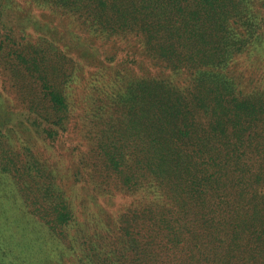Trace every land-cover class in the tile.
Listing matches in <instances>:
<instances>
[{
    "label": "trees",
    "instance_id": "1",
    "mask_svg": "<svg viewBox=\"0 0 264 264\" xmlns=\"http://www.w3.org/2000/svg\"><path fill=\"white\" fill-rule=\"evenodd\" d=\"M13 2L50 9L108 43L129 41L132 55L151 58L161 73L102 74L111 93L88 106L94 112L84 134L108 178L92 180L93 201L108 198L110 205L100 207L102 214L88 212L83 240L73 227L84 222L61 187L37 177L34 187L45 199L32 210L14 193L19 170L0 164L8 179L0 184L11 193L0 189V212L8 207L0 215V264L63 261L66 252L85 264H264V84L248 91L230 70L248 51L262 54L264 6L256 9V0H0V73L25 91V105L9 122L27 124L42 141L69 130L72 76L46 37L36 43L14 33ZM95 80L86 90H99ZM26 185L23 191L32 188Z\"/></svg>",
    "mask_w": 264,
    "mask_h": 264
},
{
    "label": "rangeland",
    "instance_id": "2",
    "mask_svg": "<svg viewBox=\"0 0 264 264\" xmlns=\"http://www.w3.org/2000/svg\"><path fill=\"white\" fill-rule=\"evenodd\" d=\"M262 6H264V0H256V9L262 11ZM10 9L12 13L10 12L11 17L8 18H13V20L8 25L13 27L15 34L19 37L27 35L36 43L46 37L52 44L54 43L56 51H60L65 56L68 75L72 76V81L68 82V86L71 90L73 106L69 115L68 131L62 133L54 141L37 140L32 137V132L29 131L33 130H29L26 127L27 124L23 123V125L16 120L13 123L9 122L10 115L12 113L13 116L17 115L18 110L25 105L23 102L25 91L19 83H17L18 89L14 88L10 76L6 77L0 73V164L5 167L10 166L11 169L16 167L19 170L16 174L20 177L13 178V180H20L21 186H18L14 193L29 201L32 210L39 208L38 199H45L39 186L34 187L36 185L34 180H38L37 177H40L39 182L41 183L53 180L54 184L61 187L64 198L84 222V225L73 227V235L83 240L86 234L90 233V230L86 228L88 212L98 211L102 214L100 207L105 209L110 205L105 204L108 198L98 201L100 205H96V201H93V194L89 190V187H92V180L100 183L108 178L101 176L103 172L100 171V163L93 161L90 156V149H94L93 145L96 146V144L92 145V140L86 138L84 134L90 130L87 117L94 112V109L88 106L96 108L101 102L100 98L103 95L107 98V93L109 95L111 93V88L102 74L109 75L119 69L132 72L138 77L161 73L160 68L155 67L152 59L147 56L132 55L133 50L136 49L129 45V41L124 40V43H121L118 40L116 43H108L85 31V27L80 22H74L65 16L59 17L50 9H37L33 5L29 7L27 4L17 5L15 2L11 4ZM29 15L33 18L30 24L26 19ZM248 52L242 56V59L238 58L230 70L244 89L252 91L264 84V47L261 48L260 53L262 54L259 57ZM113 56H117L116 63L115 60H111ZM127 57L130 59L126 60ZM133 59L135 61L133 66L136 67L133 68L134 70L131 69L130 62ZM0 68L3 69V65H0ZM94 79H97L94 83L99 90L91 91L92 87L86 90V86ZM88 94L92 98L91 101L88 99ZM27 170H29L28 173ZM2 180L8 179L0 172V182ZM26 183L32 188L25 192L23 189L26 188ZM0 189L5 192V196L11 195L5 183L4 186L0 184ZM96 193H101L100 189ZM125 201L117 199L120 204ZM87 204L90 208L86 207ZM7 213L8 207H5L0 215L6 216ZM103 236L105 238V233ZM66 254L68 257L62 256L63 261L48 257L45 264H85L79 263L77 255L73 257L68 252Z\"/></svg>",
    "mask_w": 264,
    "mask_h": 264
}]
</instances>
